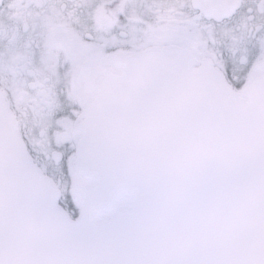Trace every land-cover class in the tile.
<instances>
[{
  "label": "water",
  "instance_id": "95a60500",
  "mask_svg": "<svg viewBox=\"0 0 264 264\" xmlns=\"http://www.w3.org/2000/svg\"><path fill=\"white\" fill-rule=\"evenodd\" d=\"M96 89L77 219L0 90V264H264V77L248 102L213 63L150 48Z\"/></svg>",
  "mask_w": 264,
  "mask_h": 264
},
{
  "label": "flooded vegetation",
  "instance_id": "af4514ba",
  "mask_svg": "<svg viewBox=\"0 0 264 264\" xmlns=\"http://www.w3.org/2000/svg\"><path fill=\"white\" fill-rule=\"evenodd\" d=\"M172 47L198 67L213 63L252 101L253 83L264 77V0H3L0 90L73 219L96 187L78 175L76 155L98 82L122 75L138 53ZM132 209L122 197L114 213L93 218Z\"/></svg>",
  "mask_w": 264,
  "mask_h": 264
},
{
  "label": "rangeland",
  "instance_id": "374dc122",
  "mask_svg": "<svg viewBox=\"0 0 264 264\" xmlns=\"http://www.w3.org/2000/svg\"><path fill=\"white\" fill-rule=\"evenodd\" d=\"M122 207V205H120V208Z\"/></svg>",
  "mask_w": 264,
  "mask_h": 264
}]
</instances>
